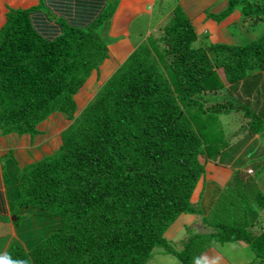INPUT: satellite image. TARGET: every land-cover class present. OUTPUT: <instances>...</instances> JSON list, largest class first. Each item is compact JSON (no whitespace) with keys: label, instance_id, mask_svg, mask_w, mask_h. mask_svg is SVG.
Wrapping results in <instances>:
<instances>
[{"label":"trees","instance_id":"16d2710c","mask_svg":"<svg viewBox=\"0 0 264 264\" xmlns=\"http://www.w3.org/2000/svg\"><path fill=\"white\" fill-rule=\"evenodd\" d=\"M238 1L229 0L218 18L222 20ZM88 3L102 2H86L73 23L71 16H62L57 27L51 25L40 15L34 17L33 12L43 8L35 6L11 11L0 29V127L5 132L36 134L39 124L57 112L74 121L59 150L20 169L12 212L7 217L0 213L6 221L16 215L20 223L33 208L58 224L29 249L12 243L7 254L30 259L31 264H146L160 251L188 263L191 258L185 254L196 251L190 245L206 233L213 238L209 243L247 242L264 263L263 216L250 223L248 205L243 206L241 219L231 221L212 211L218 202L231 211L241 206L226 192L231 183L204 218L208 232L193 236L182 250L166 237L183 213H202L193 195L209 160L230 158L238 147L228 148V140L224 148H217L211 128L202 125L199 131L194 121L202 120L201 114L240 110L241 144L264 134V115L247 108L249 102L241 95L239 104L218 102L207 109L204 105L208 94L225 86L219 72L234 93L244 81L264 72V38L195 47L198 34L192 22L182 11L174 14L163 28L162 54L171 57V64L164 69L151 46L143 45L140 55L139 47L77 119L76 95L109 57L104 32L115 8L110 4L84 24L90 9L82 8ZM257 10L255 20L260 21L264 4ZM242 13L250 21L253 10L248 7ZM58 27L62 32L56 36ZM228 48L230 52H224ZM239 161L243 162L239 159L236 165L242 166ZM257 168L264 170V160ZM237 174L243 189L256 193L250 188L258 181L256 174ZM263 188L256 195L260 209L264 208Z\"/></svg>","mask_w":264,"mask_h":264},{"label":"crops","instance_id":"0c3cea01","mask_svg":"<svg viewBox=\"0 0 264 264\" xmlns=\"http://www.w3.org/2000/svg\"><path fill=\"white\" fill-rule=\"evenodd\" d=\"M89 1H100L102 3L99 5L88 3L82 8L90 9V18L84 24H89L98 18L108 6L112 4V2H117L116 5H114V11L107 26L110 32L109 40L110 38L115 40L109 44V57L102 63L103 65L101 68L93 71L84 84V86L90 84V87L93 88L91 90V92H94L93 96H91L88 102L81 107L80 103H78V94L81 91L89 90V88L83 86L76 95L79 112H81L89 101L97 94L98 89L94 88L95 86L93 85V82L101 81V86H103L135 52L136 46L134 45L131 36L132 26L134 22L140 20L145 14H151L152 9L160 0H0V29L6 23L8 14L11 11L35 6H42L43 8L42 11H34V17L37 18L38 15H40L44 21L47 23L49 22L51 25H58L57 19H60L62 16H71L69 21L73 23V18L80 16L78 10ZM228 5L229 0H178V7L181 9L182 14L192 22L193 26L195 22L203 27L205 24L206 27L213 31L214 35L223 32L226 27L225 32H227L228 27L231 25L240 28V32L235 33L234 35V37L237 36L236 41L234 43L230 42L229 44H247L258 40L260 36H264V20L261 21L260 19L261 22L258 21V23L260 22V25L258 23L250 25V21L245 19L242 10L235 9L236 7L226 17L220 20L218 18L219 15L228 8ZM225 6L227 7L222 10ZM44 11L46 12L42 13ZM65 11H71V13H66ZM169 17L170 15L163 16L162 19H160L159 25L162 22H165V20H169L172 16ZM228 17L229 19L225 20ZM217 19L220 21L217 22ZM79 24L81 25V23ZM244 30L246 33L250 32V37H247L242 41L239 37ZM61 32L62 29L58 27L56 29V36ZM56 36L54 35V37ZM149 36L150 34H148V37ZM260 88L261 87L255 80L251 82V80L247 79L239 86V90H237L236 94L241 93L242 96L248 99V102L254 106V102L251 100L253 97L255 98V95H258L257 93ZM79 96L80 99H84L85 92L79 94ZM259 109L260 108H258V110ZM255 112L264 115V112L261 110ZM73 123V120L71 121L67 119L64 114L57 112L50 115L46 120L39 124V132L36 134L5 132L3 128L0 127V213L2 216L7 217L8 214L12 212V203L10 202V199L15 197V186H18V183L14 186L11 183L17 180L20 169L47 156H51L59 150L64 143L62 142V136L64 137L67 129H70L73 126ZM255 136L257 140H260L254 150H261V152H263L261 154L263 157L257 159L259 163L264 160V134H259V137H257V135ZM229 142H227V147ZM234 144L236 143L232 141L231 146ZM230 149H232V147H230ZM235 149H238V147H235L233 151ZM245 150L246 148H243L242 151L239 150L235 155H233L232 151V156L230 158L209 160L206 166V174L201 180L202 184L197 186L193 195V201L200 204L202 213H183L178 220L170 226L166 233V237L170 241L182 243V238L184 236L186 238L188 233H192L194 236L196 235L194 230L199 231L197 234L208 232V229L203 230L205 226L206 228H210L205 222H203L204 218L209 215L212 210L211 208L216 204L227 185L233 181L230 177L233 175L234 177L236 176V168L247 171L251 175L256 173L255 169L253 172H249L247 169H242L244 168V165H236V162L238 161L236 159L240 156L246 155ZM258 163L256 164L257 166ZM228 165H231L235 170H230V166ZM209 170H211L213 174L223 178L218 180L216 184L206 188L208 185V176L210 174ZM225 172H229L228 177H226L227 175ZM7 177H9L10 180H8ZM205 203H208L210 208L205 207ZM263 209L258 208V213L256 211H251V213L248 212L250 220H253L252 223L256 222L263 216ZM24 214L26 215V212ZM252 216L256 217L251 218ZM180 219L189 222L178 226ZM16 222L17 219L14 220L13 216L10 218V221H6L3 217L0 218V241H2L0 244L2 245L0 254L7 253L14 240L18 239V233H21V222ZM189 225L193 227L189 229V232L186 235H184L185 228ZM170 231H172L171 234H173L172 238L169 237ZM24 235L26 236V234ZM6 238L7 240H5ZM206 240L204 246L201 248L202 250L200 249L197 253L198 256L204 254L210 256L219 255L222 257L221 264H264L257 259V255L253 248L245 241L237 240L234 242H214L213 244H207L208 242ZM176 262H178L176 256L157 251V253L152 256L146 264H175Z\"/></svg>","mask_w":264,"mask_h":264},{"label":"rangeland","instance_id":"374dc122","mask_svg":"<svg viewBox=\"0 0 264 264\" xmlns=\"http://www.w3.org/2000/svg\"><path fill=\"white\" fill-rule=\"evenodd\" d=\"M238 2L236 3V5L237 4L238 5L237 6L235 5L236 6L235 9H239L241 11L242 9L250 7L251 11L253 10L252 17L250 18V25H252V22L253 23H257L258 20H255L256 16H257L256 13H257V11H259V10H257V8H259L261 5L264 4V0H239ZM116 3L117 2H112L113 5H116ZM256 3H258L259 5H257ZM226 7L227 6H225L222 10H224ZM180 13H181V9L178 7V0H160L155 5V7L152 9V13L151 14H145L140 20L134 22V24L132 26V34H131V36H132V39H133V43L136 46V50H138V48L140 47V49L138 50V54L140 55V54L143 53L142 52V46L143 45L144 46H146V45L151 46L154 49L155 55L157 57H159L163 68L166 69V66L167 65L169 66L171 64V57H164L163 58V54H162L163 37H164V34H165L163 32L164 31L163 28L166 25V23L168 22V20H165V22H162L160 25H159V22H160V19H162V17L165 16V15H170V17H171L174 14H180ZM228 14H229V12H228ZM228 19H229V17L227 19H225V20H228ZM263 20H264V18L261 19V21H263ZM218 21H220V20L217 19V22ZM260 22L258 23L259 25H260ZM194 26H195V28L197 30V34L199 36L198 40L194 43L195 47H201V46H206L207 44L210 45V44H218V43H222L224 45H229L230 42L234 43L236 41L237 36L234 37L235 33L240 32V28H237V27L231 25V26L228 27L227 32H225V30L227 28L226 27L223 32L214 35L213 31H211L210 28L206 27L205 24H204V27H203L202 25H198L195 22ZM109 33H110L109 32V28L108 27L105 28L104 38L108 42V44H110L111 42H113L115 40V39H112V38H110V40H109L107 38V37H110ZM148 34H150L149 37H148ZM247 37H250V32L246 33L245 30H244V31L241 32V35H240L239 38L242 41H244V39H246ZM263 38H264V36H260L258 38V40H256V41H259L260 39H263ZM228 49L225 50L224 52H226V53L230 52V48H228ZM211 56H212V54H211ZM102 65L103 64H101L99 66V68H101ZM256 72L257 71L250 72L248 76L254 75ZM219 74H220V79H221V81L223 82V84L225 86H224L223 89H220L217 93H210V94L206 93V95L208 94V96H209V99H205V103H204L206 109L211 107L213 104L218 103V102H226L227 103L229 101L230 103H235V104H239L240 103L238 95L242 96V94L241 93L236 94L237 91L234 93V90L232 92H230L229 88H228L229 87V83L226 81V78H225L224 74L222 73V75H221L220 72H219ZM249 80H251V82L253 80H255L256 83H258V85L261 88L259 89V91L257 93L258 95H255V98L253 97L252 100H251V101L254 102V106H252L251 103L249 102V105H247L248 106L247 108L250 107L254 111L261 110V111L264 112V72L263 71L258 72L256 75H254L253 77L249 78ZM93 85L95 86L94 88H97L98 91H99L100 88L102 87L101 86L102 82L101 81H96V82H93ZM85 86L88 87L89 90L81 91L79 93V94H81V93L85 92V98L84 99H80L79 94H78V97H77L79 99L78 103H80L81 107L85 103H87L89 98L91 96H93V94H94V92H91V90L93 88L90 87V84L85 85ZM88 93H90V94H88ZM235 97H237V98H235ZM242 98H243L242 100L244 102H248L249 101L244 96H242ZM258 108H260V109L258 110ZM83 110L84 109H82V111ZM194 110L197 111L199 109L194 108ZM228 110L226 109L225 112L209 114V115L208 114H205V115L201 114L200 116L203 119L199 120V121H197L195 119L196 121H194V123H195L194 125H195L196 129L200 131L202 125L206 126L208 129L211 128V131H212V133L215 136V142L214 143L217 145V148H224L225 147L224 143L229 140L230 142L228 144V148L231 147V144H232V141H233V142L236 143V145L238 147H240V151H242L243 148H246L245 153L248 150H250L253 146H255L253 148V149H255L256 146L258 145V141L260 140V139L257 140L256 136H254L249 142H247L245 144H241V140L243 139L244 135L242 134V132H238L237 130L242 125V123L244 122L243 111L232 110L231 112H228ZM81 112H79V111L76 112V115H78L77 119L80 116L82 117V115L80 114ZM67 130L70 131V129H67ZM257 137H259V134H257ZM62 142H64L63 136H62ZM260 154H261V150H253L252 152L249 151L246 154V156H242V158H239L240 160L243 161V162L239 161L240 163H243V165H244V168H242V169H247L249 172H253L252 170H254V169L256 171L255 174H256V178H258V181L255 182V185H251L250 186V188H254L256 190V193L252 192V191H249L247 189H245V190L243 189L245 187V185H243L242 182L238 179L240 177V176H238V174L235 177H234V175L232 177H230L231 179L235 178V180L230 182L231 183L230 186L227 185V187L228 186L229 187L226 189V192L231 194V197L234 198L233 199L234 203H238L241 206L237 207V208H233L232 211H231L229 209L228 210L227 209H222L221 206H220V202H218L216 204L215 208L213 206L214 209L213 208H211V209H213L212 210L213 213L217 210V213L221 215L220 217L223 220L231 221V220H234V219H241V216H242L243 211L245 209L243 206H247V205L250 207L249 213H251V211L252 212L256 211L258 213V208L259 207L257 206L256 203L259 200L256 199V195H257L258 189L261 188L262 186H264V170H260V168H257L258 166L256 165L258 163L257 159H261L263 157ZM228 166H230L229 167L230 170H233V171L235 170V168H233L231 165H228ZM250 167H252V168H250ZM238 170L239 169L236 168V170H235L236 173H237ZM239 171H243V170H239ZM209 172H210V174L208 176V185H207L206 188H209V186H211L213 184H216V182L218 180H221L223 178V177L217 176L216 174H213L211 170H209ZM225 174L227 175L226 177H228L229 172H225ZM226 177H224V178H226ZM254 177H252V178H254ZM252 178L250 179V184H252V182H251ZM201 180L199 181L198 186H200L202 184ZM18 182H19V180L17 179L16 181H14L11 184H13V186H14ZM256 185H258V188L256 187ZM261 190H262V193L264 194V188L261 189ZM13 199L14 198L10 199L11 203L13 202ZM204 206L207 207V208H210L208 203H205ZM36 212H37V209L31 208V209H29L26 212L25 216L20 218L21 219V227H20L21 233H18L19 234L18 239L14 240V242L22 243V245L26 249H29L31 247V245H32L31 243L32 242L37 243L38 241L43 239L46 236V234L49 232V230L54 225L58 224V222H55V220L53 218L46 217V216H43V215L41 216L39 214H36ZM262 213H263V220H264V209L262 210ZM210 214H211V211H210L209 215ZM13 216L16 217L15 215H13ZM255 217L256 216H252L251 218H255ZM248 219H249L250 223L253 222V220H250L249 216H248ZM188 222L189 221H187V220H183L182 221L180 219L179 222H178V226L181 225V224H187ZM260 224H264V221L262 223H260ZM192 227L193 226H191V225L187 226L185 228L184 235H186L189 232V229L192 228ZM206 229H208V228H206V226H205V228L203 230H206ZM171 232L172 231L169 232V237L170 238H172V236H173V234H171ZM194 232L197 234L199 231L198 230H194ZM22 233H23V235H22ZM178 233H180V232H178ZM24 234H26V236ZM204 235H205V237L201 241L197 240V241L194 242L195 246L194 245H190L192 248H195L196 251L194 253L191 252L190 256H186V254H185V257H189V258H191V260L188 263H184V261H182L180 258H177V256H176V258L178 259V262H176L175 264H193V259L195 257H198L197 253L199 252V249L201 248V247H199V245L202 244L204 246L206 238H207L206 241L208 243L213 240V238H208V236H206V233ZM193 236L194 235L192 233H188L186 238H185V236L182 238V243H179V242H175V243L178 245V248L180 250H182V249H184V247L186 248V246L188 245L187 242L191 241ZM23 238H24V240H23ZM5 240H7V238ZM1 242L2 241H0V244H1ZM1 247H2V245H0V249H1Z\"/></svg>","mask_w":264,"mask_h":264},{"label":"clouds","instance_id":"9594fccd","mask_svg":"<svg viewBox=\"0 0 264 264\" xmlns=\"http://www.w3.org/2000/svg\"><path fill=\"white\" fill-rule=\"evenodd\" d=\"M16 219L18 220L17 216ZM221 261L222 257L219 255L210 256L208 254H204L202 256L195 257L193 259V264H221ZM0 264H31V262L30 259H13L10 255L5 253L0 254Z\"/></svg>","mask_w":264,"mask_h":264},{"label":"water","instance_id":"95a60500","mask_svg":"<svg viewBox=\"0 0 264 264\" xmlns=\"http://www.w3.org/2000/svg\"><path fill=\"white\" fill-rule=\"evenodd\" d=\"M13 219L16 220V217H14Z\"/></svg>","mask_w":264,"mask_h":264}]
</instances>
